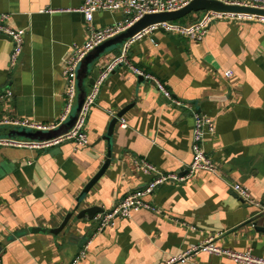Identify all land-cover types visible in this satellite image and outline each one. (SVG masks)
Listing matches in <instances>:
<instances>
[{"label": "crops", "instance_id": "crops-1", "mask_svg": "<svg viewBox=\"0 0 264 264\" xmlns=\"http://www.w3.org/2000/svg\"><path fill=\"white\" fill-rule=\"evenodd\" d=\"M84 1L0 0V11L10 14L7 24L25 29L14 65L12 39L0 32V118L58 120L67 90L62 69L72 47L85 43L90 25L99 28L126 17L121 11H99L88 22L77 10ZM201 12L180 22L191 23ZM121 46L90 64L83 79L87 94L90 78L96 79ZM129 59L159 77L189 107L174 106L154 83L123 64L106 78L90 110L88 145L66 140L45 149L1 146L3 264H69L86 245V256L78 264H162L208 236L224 247L264 256V213L232 187L240 183L264 203V24L220 18L202 40L158 30L137 39ZM227 70L232 71L229 77ZM8 90L12 95L3 98ZM79 93L78 85L74 110ZM130 104L121 116L126 126L121 117L115 126L109 167L79 203L82 190L107 159L109 142L103 137L110 121ZM194 110L215 120V133L207 135L204 146L217 163V174L200 170L186 182L160 185L147 198L158 206L157 212L133 211L102 231H97L95 220L75 217L60 233L49 231L78 206L99 205L109 211L126 194L142 188L152 176L135 167L136 158L145 157L165 172L184 173L193 159ZM65 122L42 131L43 136L67 132ZM0 129L15 131L9 136L18 138L46 139L16 132L31 129ZM32 227L47 231L32 232ZM183 264L237 263L199 252Z\"/></svg>", "mask_w": 264, "mask_h": 264}, {"label": "built area", "instance_id": "built-area-1", "mask_svg": "<svg viewBox=\"0 0 264 264\" xmlns=\"http://www.w3.org/2000/svg\"><path fill=\"white\" fill-rule=\"evenodd\" d=\"M193 0H85L77 10L85 15L88 22H92L94 15L99 11H121L126 17L112 24L95 28L89 26V37L81 46H73L71 53L65 60L62 73L67 83L65 92V101L63 109L58 116V120L52 123H43L29 118H21L16 116H5L0 118V126H11L17 128H26L31 130L47 131L56 128L59 124L68 120L74 110L75 100L77 97V72L80 63L89 51L104 42L105 40L121 33L128 27L146 14L171 12L179 10L188 5ZM227 5H238L257 9H264V0H216ZM10 14L0 11V32L6 34L12 39L13 50L10 57V63L14 65L20 56L24 44V28H13L7 24ZM231 18L239 21H258L264 24V16L247 14V13H222L216 11H202L200 17L191 23H182L180 20L163 21L152 24L133 37L122 43L119 54L106 66L96 77L94 84L91 85L81 110L78 113L74 125L65 133L49 139H25L9 135H0L1 146L26 147L32 149H45L60 144L66 140H73L77 146H86L89 144V135L87 132V119L92 106L101 91V87L106 78L120 65L126 64L137 75L155 84L157 89L177 107H189V105L175 96L164 85L161 79L153 73L147 72L140 67L131 64L129 59V50L131 45L147 34L162 30L167 33L181 35L192 40H202L208 32L210 25L217 19ZM151 40L156 43L155 38ZM226 76H231L232 71L227 70ZM12 91L8 90L6 94L1 95L3 98L11 96ZM193 137H192V153L193 159L186 167L184 173L165 172L157 167L147 158H136L134 160L135 167L140 169L152 178L139 189L126 194L116 205L109 211L98 212L94 220L97 222V231L113 226L116 220L120 218H128L133 211L140 209H148L153 212L159 210L158 206L150 202L147 198L153 195L154 191L165 183H183L191 179L197 171L204 170L217 174L218 167L215 160L205 149V140L207 135L215 133V120L212 116L200 111H193ZM122 119V125L126 123ZM233 189L239 196L249 205L257 207L260 212L264 213V203L256 199L250 189L240 183H234ZM81 248L76 256L69 264H78L82 258L86 256V248ZM205 252L212 255L224 256L237 264H264V256L253 253L248 249L238 251L228 247H224L217 243L214 236H208L202 242L189 246L181 253L171 255L162 264H183L193 259L199 253ZM0 264L2 262V254L0 251Z\"/></svg>", "mask_w": 264, "mask_h": 264}, {"label": "water", "instance_id": "water-1", "mask_svg": "<svg viewBox=\"0 0 264 264\" xmlns=\"http://www.w3.org/2000/svg\"><path fill=\"white\" fill-rule=\"evenodd\" d=\"M216 11V12H222V13H247V14H254V15H261L264 16V9H257V8H251V7H245V6H238V5H227L222 2L216 1V0H193L185 7L171 12H160V13H151L146 14L142 18H140L138 21H136L133 25L128 27L126 30L122 31L121 33L105 40L98 46H96L94 49L89 51L87 55L84 57L82 62L79 65L78 69V85L80 93L78 95V101L77 105L75 107L74 113L70 116V118L67 120V122L64 123L65 131L70 129L78 116L79 111L82 108V105L85 101L87 90L85 88V85L83 84V79L88 73V67L92 62H94L101 54L106 52L108 49L118 46L119 44L123 43L124 41L128 40L129 38L133 37L135 34L143 30L144 28L163 21H172V20H180L181 18L186 17L187 15L193 13V12H200V11ZM141 79L143 77L139 76ZM95 79L92 77L89 80L90 84H94ZM133 106V104L127 105L124 107L109 123L108 131L106 135H104V139L108 140L109 142V149L107 154V159L100 168V170L92 177V179L86 184L84 189L82 190L78 202L81 203V201L85 198V196L90 192L92 187L95 185V183L103 176L107 168L109 167L111 160H112V135L115 129V126L121 116ZM15 132V131H14ZM14 132L7 131L6 129H0V135H11ZM18 134L25 135L32 138H48L47 136H43V133L40 130L37 131H29V130H21L18 129L16 131ZM104 210L99 205H92L89 207H84L82 209H79V206L74 210L69 212L66 217L64 218L63 222L59 227L50 229L49 231L51 233L58 234L63 229H65L70 220L73 219V217L76 218V221L85 220L86 222H91L94 220L95 215L98 212H103ZM32 232H46L47 229L42 227H32ZM84 244L87 242V238L82 239Z\"/></svg>", "mask_w": 264, "mask_h": 264}, {"label": "rangeland", "instance_id": "rangeland-1", "mask_svg": "<svg viewBox=\"0 0 264 264\" xmlns=\"http://www.w3.org/2000/svg\"><path fill=\"white\" fill-rule=\"evenodd\" d=\"M187 18L184 17V18H181L180 21L184 22ZM91 222H94V220H92Z\"/></svg>", "mask_w": 264, "mask_h": 264}]
</instances>
